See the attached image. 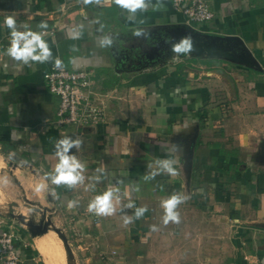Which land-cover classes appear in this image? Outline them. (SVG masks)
<instances>
[{
    "label": "crops",
    "instance_id": "obj_1",
    "mask_svg": "<svg viewBox=\"0 0 264 264\" xmlns=\"http://www.w3.org/2000/svg\"><path fill=\"white\" fill-rule=\"evenodd\" d=\"M205 1L215 18L191 23L172 0L132 19L115 0H0V177L8 180L0 224L19 228L22 264H67L69 256L56 232L33 238L12 218L9 208L29 209L26 201L55 213L78 241L79 264H264V0ZM6 17L41 32L66 66L92 71L102 121L57 122L60 99L45 79L53 63L17 65L5 55ZM139 29L150 35L135 37ZM186 35L195 51L174 54L166 39ZM105 36L111 47H100ZM65 136L82 142L69 150L84 165L72 188L44 179ZM173 157L178 175L145 181L156 160ZM39 183L47 189L37 192ZM109 188L115 213L89 212ZM173 194L187 199L179 223L164 224L161 201ZM140 207L147 211L135 219Z\"/></svg>",
    "mask_w": 264,
    "mask_h": 264
},
{
    "label": "clouds",
    "instance_id": "obj_2",
    "mask_svg": "<svg viewBox=\"0 0 264 264\" xmlns=\"http://www.w3.org/2000/svg\"><path fill=\"white\" fill-rule=\"evenodd\" d=\"M84 4L96 3L99 4L100 0H83ZM115 4L121 9L125 10L129 18L135 17L137 12L147 11L151 6L154 11H160L164 7V0H156L155 4H152V0H115ZM5 25L10 30V45L5 50L4 54L11 58V60L17 65H28L31 62L35 63H53V66L57 69L63 67V62L58 58H54L52 51L43 38L41 32L32 30H18L16 20L13 17L5 18ZM27 29V25L24 26ZM41 29H46V22H41L38 25ZM81 30L73 31L71 34L72 39H79L81 36ZM150 34L143 29H139L134 32V36L137 38L148 37ZM171 44V51L176 54H189L195 51L194 41L190 35L183 36L178 42L172 41V38H168L165 41ZM100 47L106 48L111 47L113 40L105 36L100 40ZM75 50V49H73ZM81 140L79 138L73 140L68 136L58 140L55 143V156L58 158V163L52 172L45 175V181H50L53 185H67L72 188L78 184H82L84 181V176L82 172L84 170V165L77 159L75 155H70L69 150L73 147L79 148L81 145ZM179 149L180 153L183 151V145L173 143L171 145V151L177 152ZM156 170L152 171L149 175L144 177L145 181L152 180L159 173H165L170 176L178 175L177 168L175 167L177 160L173 158L158 159L155 161ZM8 183L7 177H0V184L6 185ZM48 185L46 183H39L36 185L35 190L37 192H42L47 189ZM113 193L114 189L109 188L103 194L96 195L93 200L90 201L88 205V211L94 213L98 216H110L116 211L113 204ZM187 197L180 194H173L167 199L161 201V207L164 209L163 223L168 224L170 221L179 223L180 216L177 208L180 204L184 203ZM75 202H69V207H74ZM127 207L132 208L134 204L129 202ZM147 211L146 207L137 208L134 214L135 219H140L143 214ZM125 225L133 222V217H125L123 220ZM154 228V226H153Z\"/></svg>",
    "mask_w": 264,
    "mask_h": 264
},
{
    "label": "built area",
    "instance_id": "obj_3",
    "mask_svg": "<svg viewBox=\"0 0 264 264\" xmlns=\"http://www.w3.org/2000/svg\"><path fill=\"white\" fill-rule=\"evenodd\" d=\"M172 5L191 23L209 22L215 18V12L205 0H172ZM45 79L50 91L60 99L57 111L59 124L89 127L104 119V107L97 101L90 69H73L64 62L63 67L57 69L52 64ZM22 262L21 237L13 225L0 224V264Z\"/></svg>",
    "mask_w": 264,
    "mask_h": 264
},
{
    "label": "water",
    "instance_id": "obj_4",
    "mask_svg": "<svg viewBox=\"0 0 264 264\" xmlns=\"http://www.w3.org/2000/svg\"><path fill=\"white\" fill-rule=\"evenodd\" d=\"M11 216L13 219L17 220L22 225L26 226V229L28 233L31 235V237L36 238L38 236L44 235L48 233L50 230H54L58 233V236L62 239L63 244L67 250L68 253V261L69 264L77 263L76 255L74 253L73 247L69 241V237L64 232L62 228L57 227L51 218L50 215H48L47 210L43 213V216L40 218L39 221H37L35 218H27L23 214H16L14 212H11Z\"/></svg>",
    "mask_w": 264,
    "mask_h": 264
},
{
    "label": "rangeland",
    "instance_id": "obj_5",
    "mask_svg": "<svg viewBox=\"0 0 264 264\" xmlns=\"http://www.w3.org/2000/svg\"><path fill=\"white\" fill-rule=\"evenodd\" d=\"M0 195H1V197H2V195L3 194H1L0 193ZM25 205H28L29 206V209L28 208H25V207H20V206H17V205H14V206H11L10 208H9V211L10 212H15V213H17V214H24L27 218H36V220H38L39 221V219L43 216V213L45 212V207H43V206H41V205H36V206H31V203L30 202H27L26 201V203H25ZM46 210H47V208H46ZM49 210V209H48ZM48 212V215H50L51 216V218H52V220H53V215H55V213H53V211L51 212V213H49V211H47ZM7 215H9V214H7ZM17 223V222H16ZM53 223L57 226V227H59V228H62L63 229V224L62 225H58L57 223H55V219L53 220ZM18 225V224H17ZM19 225H21V224H19ZM22 226H24L25 228H26V226L25 225H22ZM18 227V226H17ZM15 230L17 231V233L19 232L18 230H19V228H15ZM53 230V229H52ZM64 230V232L67 234V236L69 237V241H70V243H71V245H72V247L73 248H75V246L77 247V242L78 241H75V238L71 235V233L70 232H68V231H66L65 229H63ZM54 231V230H53ZM54 232H56V231H54ZM56 235H57V237H59L58 236V233L56 232ZM31 236V235H30ZM60 238V237H59ZM60 242L62 243V249H65L66 250V248H65V246H64V244H63V241H62V239L60 238ZM73 244H75V245H73ZM46 248H43V250H45ZM47 250V249H46ZM75 250V249H74ZM67 251V250H66ZM67 259V261H68V257H66ZM79 258H81V257H78V255H76V259H77V262H78V260H80ZM150 259H151V261H149L148 260V262L149 263H153V258L152 257H149ZM76 263V262H75ZM75 263H72V264H75ZM67 264H69V262H67ZM76 264H79V263H76Z\"/></svg>",
    "mask_w": 264,
    "mask_h": 264
},
{
    "label": "bare ground",
    "instance_id": "obj_6",
    "mask_svg": "<svg viewBox=\"0 0 264 264\" xmlns=\"http://www.w3.org/2000/svg\"><path fill=\"white\" fill-rule=\"evenodd\" d=\"M42 241H43V240H42ZM40 242H41V241H40ZM43 244H44V243H43ZM45 245H46V244H45ZM43 248H44V247H43ZM43 248H42V251H43ZM46 248H47V247H46ZM45 250H46V249H45ZM49 250H50V249H49ZM49 253H50V252H49ZM49 253H48V254H49ZM49 255H50V254H49ZM67 262H69V261H67Z\"/></svg>",
    "mask_w": 264,
    "mask_h": 264
}]
</instances>
